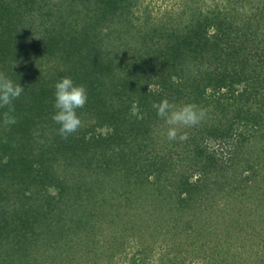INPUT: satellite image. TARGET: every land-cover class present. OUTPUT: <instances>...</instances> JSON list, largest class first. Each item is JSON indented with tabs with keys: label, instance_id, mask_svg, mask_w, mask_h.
<instances>
[{
	"label": "trees",
	"instance_id": "trees-1",
	"mask_svg": "<svg viewBox=\"0 0 264 264\" xmlns=\"http://www.w3.org/2000/svg\"><path fill=\"white\" fill-rule=\"evenodd\" d=\"M146 1L0 0L25 89L0 109V264H264V0ZM65 77L88 94L66 140ZM165 98L206 110L187 141Z\"/></svg>",
	"mask_w": 264,
	"mask_h": 264
},
{
	"label": "clouds",
	"instance_id": "clouds-1",
	"mask_svg": "<svg viewBox=\"0 0 264 264\" xmlns=\"http://www.w3.org/2000/svg\"><path fill=\"white\" fill-rule=\"evenodd\" d=\"M24 91L25 89L20 84H15L3 73H0V109H8L3 113L6 125L16 123L15 117L10 113L14 111L13 102ZM149 91H151L150 88ZM54 96L56 113L52 119L59 125L58 135L66 140L82 127V121L77 112L84 108L88 102L87 89L83 85H76L70 77H65L56 83ZM152 107L156 110L157 116L168 125L166 135L169 141L177 139L181 142L187 141L189 138L187 132L180 134V129L196 127L207 114L205 109L199 108L195 104L177 106L166 98L158 103H153ZM130 114L139 118L137 102H133Z\"/></svg>",
	"mask_w": 264,
	"mask_h": 264
},
{
	"label": "rangeland",
	"instance_id": "rangeland-1",
	"mask_svg": "<svg viewBox=\"0 0 264 264\" xmlns=\"http://www.w3.org/2000/svg\"><path fill=\"white\" fill-rule=\"evenodd\" d=\"M203 1V0H202ZM207 1H212V0H207ZM182 1L181 0H147L145 2V4H148L150 5L151 8L154 9V13H163L164 11H166L167 9L168 10H171L174 12L173 8H176L178 9V6L180 5ZM177 4V6H173V4ZM179 11V10H178ZM103 131V130H102ZM104 132V131H103ZM43 142V141H42ZM53 193L56 192L55 189H52L51 190ZM90 231L88 232V235H90ZM193 264H202L200 262H196V263H193Z\"/></svg>",
	"mask_w": 264,
	"mask_h": 264
}]
</instances>
